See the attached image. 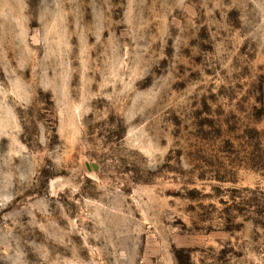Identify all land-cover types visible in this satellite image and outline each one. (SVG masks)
Segmentation results:
<instances>
[{
    "label": "rangeland",
    "instance_id": "374dc122",
    "mask_svg": "<svg viewBox=\"0 0 264 264\" xmlns=\"http://www.w3.org/2000/svg\"><path fill=\"white\" fill-rule=\"evenodd\" d=\"M0 264H264V0H0Z\"/></svg>",
    "mask_w": 264,
    "mask_h": 264
}]
</instances>
